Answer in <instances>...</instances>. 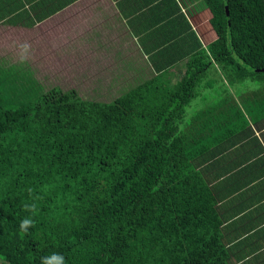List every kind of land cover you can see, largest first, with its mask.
<instances>
[{"label": "trees", "instance_id": "1", "mask_svg": "<svg viewBox=\"0 0 264 264\" xmlns=\"http://www.w3.org/2000/svg\"><path fill=\"white\" fill-rule=\"evenodd\" d=\"M204 3L215 37L203 44L190 32L175 82L164 79L171 58L100 101L0 68V264L54 253L65 264H229L211 180L219 153L264 118V0Z\"/></svg>", "mask_w": 264, "mask_h": 264}, {"label": "crops", "instance_id": "2", "mask_svg": "<svg viewBox=\"0 0 264 264\" xmlns=\"http://www.w3.org/2000/svg\"><path fill=\"white\" fill-rule=\"evenodd\" d=\"M38 3L44 8L36 9ZM59 3L60 10L30 27H61L63 37H77L81 52L98 65L97 77L120 84V92L148 82L171 58L176 63L164 79L175 82L186 67L188 57L179 56L191 44L190 32L207 42L204 0H0V29H25L23 20ZM248 134L219 153L223 163L211 180L229 264H264V118Z\"/></svg>", "mask_w": 264, "mask_h": 264}, {"label": "rangeland", "instance_id": "3", "mask_svg": "<svg viewBox=\"0 0 264 264\" xmlns=\"http://www.w3.org/2000/svg\"><path fill=\"white\" fill-rule=\"evenodd\" d=\"M48 27L51 28L43 25L21 30L0 29V68L15 72L17 82L33 80L43 91L55 87L74 90L82 99L107 101L122 93L120 84H108L107 79L97 77L98 65L89 61L86 52H81L77 37L65 38L61 27L54 30ZM207 30V41L212 40L215 36ZM202 98L200 94L193 99L188 110L201 106Z\"/></svg>", "mask_w": 264, "mask_h": 264}, {"label": "clouds", "instance_id": "4", "mask_svg": "<svg viewBox=\"0 0 264 264\" xmlns=\"http://www.w3.org/2000/svg\"><path fill=\"white\" fill-rule=\"evenodd\" d=\"M25 48H27V45H24ZM25 208L29 211H35V205H25ZM34 225V221L30 217H25L20 221V229L23 232H27L30 227ZM52 257H55L56 264H65V259L63 254L60 253H54L52 254ZM52 257H42L41 258V264H50V261Z\"/></svg>", "mask_w": 264, "mask_h": 264}, {"label": "water", "instance_id": "5", "mask_svg": "<svg viewBox=\"0 0 264 264\" xmlns=\"http://www.w3.org/2000/svg\"><path fill=\"white\" fill-rule=\"evenodd\" d=\"M225 11H226V14H228V10H227V8H225ZM261 70H263V71H264V69H261Z\"/></svg>", "mask_w": 264, "mask_h": 264}]
</instances>
